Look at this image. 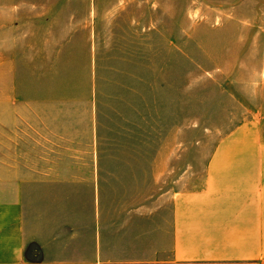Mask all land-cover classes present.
Returning <instances> with one entry per match:
<instances>
[{"label": "crops", "instance_id": "obj_1", "mask_svg": "<svg viewBox=\"0 0 264 264\" xmlns=\"http://www.w3.org/2000/svg\"><path fill=\"white\" fill-rule=\"evenodd\" d=\"M115 4L6 24L0 264H264V120L191 160L188 46Z\"/></svg>", "mask_w": 264, "mask_h": 264}, {"label": "rangeland", "instance_id": "obj_2", "mask_svg": "<svg viewBox=\"0 0 264 264\" xmlns=\"http://www.w3.org/2000/svg\"><path fill=\"white\" fill-rule=\"evenodd\" d=\"M95 1L99 7L116 5ZM63 2L0 0V51L6 24L12 29L14 23L36 22L38 12ZM150 6L165 37L189 49L191 160L241 121H263L264 0H137V22L149 17L144 7Z\"/></svg>", "mask_w": 264, "mask_h": 264}]
</instances>
